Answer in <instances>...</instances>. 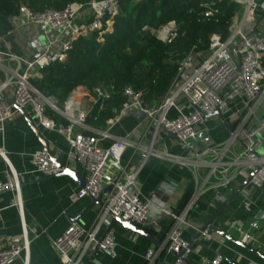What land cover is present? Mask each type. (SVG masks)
I'll return each mask as SVG.
<instances>
[{
	"label": "built area",
	"instance_id": "1",
	"mask_svg": "<svg viewBox=\"0 0 264 264\" xmlns=\"http://www.w3.org/2000/svg\"><path fill=\"white\" fill-rule=\"evenodd\" d=\"M214 1L221 0H207L208 3ZM232 1L242 3L243 11L238 15L235 10L231 16L229 35L223 39L220 34L212 33L205 54H193L181 60L176 72L177 85L171 87L158 104L144 106L141 91L126 90L127 101L112 120L116 121L132 111L140 112L152 128L150 143L145 146L128 136L114 137L108 129L88 132L86 109L76 110V116H73L59 104L61 101L43 95L30 83V78L39 76L43 68L63 59L77 36L109 26L110 16L117 11L118 0L89 1L85 8L90 20L81 25H76L79 11L83 8L79 3L39 13L21 7L19 14L11 18L15 24L40 25L68 35L61 41L58 51L45 50L35 58L0 51V71L5 74V79L0 81V91L3 90L8 98H13L17 106L25 108L27 112L29 110L38 128L52 130L64 136L68 144L67 164L72 166L77 163L85 172L84 185L77 189L76 198H95L103 192L101 201L104 206L99 209L93 227L87 229L77 222H70L52 240L53 250L60 264H82L84 258L94 251L115 256L112 233H98L100 226L109 220V213L121 220H130L139 227L156 215H168L171 222L165 233L164 249L178 257L174 264H183L181 258H186L191 251V243L183 237L181 228L185 224L188 209L208 189L214 190L222 203L224 198L217 190L229 187L238 175L257 167L262 161L256 153V138L264 130V43L254 22L256 12H264V0ZM206 13L209 14L210 11ZM158 35L163 40L173 37V22L169 23L168 32L160 30ZM2 40L3 36L0 35V42ZM194 57L199 58L197 64L192 62ZM9 62H16V67L11 68L7 64ZM90 96L93 105H97L100 110L110 98V90L107 87H96ZM230 102H238L241 107L231 113L234 124L227 137L221 142L208 143L197 149L193 147L191 144L199 140L204 132L207 117L212 116L216 109L221 112ZM257 109L260 110V115L251 124ZM49 111L61 116L64 122L56 121ZM16 112L18 110L12 104L0 101L1 139L4 122ZM220 122L226 125L223 119ZM159 131L174 134L184 154L176 155L154 149V140ZM104 140L108 143L102 146ZM0 149V156L6 159L5 150L2 147ZM127 149L139 151L140 155L123 164L122 156ZM150 157L190 166L194 179L201 177V184L189 196L181 211L172 213L166 210L158 192L143 196L135 190L137 176ZM29 160L32 171L42 176H50L59 171L43 150L31 152ZM202 168L205 173L200 176ZM18 186V176L13 170L9 168L0 171V192L12 191L17 197ZM16 199L20 208V201ZM224 226L226 231L233 230L240 235L242 241L250 243L251 236L241 224L226 220ZM250 226L256 227L257 222H252ZM30 233L33 236H28L24 230L22 234L10 238L6 246H0V264H10L22 254L26 255L32 238L38 234L34 228ZM203 235L205 239L210 238L206 231ZM154 256L151 249L145 253L149 264ZM221 259L216 254L207 262L219 264ZM203 261L206 262L205 259ZM23 264H27L26 257Z\"/></svg>",
	"mask_w": 264,
	"mask_h": 264
},
{
	"label": "crops",
	"instance_id": "2",
	"mask_svg": "<svg viewBox=\"0 0 264 264\" xmlns=\"http://www.w3.org/2000/svg\"><path fill=\"white\" fill-rule=\"evenodd\" d=\"M84 17L90 18L85 7L80 9L76 25L85 24L87 21H84ZM254 23L256 31L259 32L262 43H264V12H256ZM11 25V31L4 35L0 42V51L24 58H33L45 50L58 51L61 41L68 35L65 32L40 25L15 24L13 20ZM192 62L197 64L199 58L194 57ZM7 64L11 68L16 67V62ZM4 79L5 74L0 71V81ZM60 103L66 112L73 116H76V110L86 109L88 111L93 105L90 94L82 87L75 89L65 101ZM240 107L238 102H230L221 109V116L207 117L203 126L204 132L200 139L191 145L197 149L208 143L223 141L229 132L227 126L233 123L231 113L239 110ZM28 114L34 120L29 110ZM255 114L251 124L260 115V110L257 109ZM220 119H223L226 125H223ZM86 124L90 133L100 130L94 127L91 122L87 121ZM39 129L48 141L51 153L60 162L67 164L68 144L64 136L52 130H44L40 127ZM105 129H108V132L114 137L128 136L143 146L148 145L152 137L149 121L138 111H132L116 121H109ZM165 136L164 132H157L154 149L159 152L183 155L184 151L176 140ZM107 143L108 141L104 140L102 146ZM0 147L6 152V159L0 157V171L10 168L17 174L20 184L17 197L12 191L0 192V246H6L10 238L22 234L24 230L28 236H33L30 230L34 228L38 234L32 238L26 255L22 254L10 264H23L25 257L27 264H60L56 259L52 240L67 228L73 218H77L75 222L84 228L93 227L99 211L98 207L94 206L85 210L90 198H76L75 193L81 187L76 179L68 175L42 176L32 171L29 154L42 149L19 112L14 113L4 122ZM260 149L262 150L260 151ZM257 152H264V130L260 131L256 138ZM139 155V151L133 152L127 149L122 156V162L125 164L129 160L136 159ZM252 169L238 175L229 187L217 190L224 201L240 186ZM83 172L82 167L78 165V175L81 176ZM204 173L205 169L202 168L200 176H203ZM200 184L201 177H198L197 180L194 179L192 167L150 157L137 176L135 190H138L143 196H147L151 192H158L163 200V207L169 212L177 213L184 208L189 196ZM16 198L20 201V208L16 204ZM223 202H219L214 190L208 189L201 193L196 202L188 209L185 224L181 228L183 237L191 243V251L186 257L191 262H183V264H193L192 262L209 264L207 261L216 254L222 258L219 264H264V257L253 254L210 231H206L210 235L209 239H205L202 233L198 242L193 241L195 232L200 226L197 220L209 219ZM226 220L241 224L251 236V241L248 244L264 254V167L253 176L252 184L247 185L220 213L213 225L226 230L224 226ZM170 222L171 219L168 215H156L148 223L140 226L152 239L126 229L116 222L109 229L115 242V256L110 257L102 251H96L92 258L85 257L82 264H149L145 258V253L149 249L155 253L151 264H170L173 255L163 248L165 233ZM252 222H257V226L251 227ZM108 225L109 220L100 226L98 233L106 232ZM228 232L236 238H241L233 230Z\"/></svg>",
	"mask_w": 264,
	"mask_h": 264
},
{
	"label": "trees",
	"instance_id": "3",
	"mask_svg": "<svg viewBox=\"0 0 264 264\" xmlns=\"http://www.w3.org/2000/svg\"><path fill=\"white\" fill-rule=\"evenodd\" d=\"M89 1L0 0V35L11 31L10 18L18 15L21 7L39 13L71 3L85 7ZM235 7L232 0H118L109 26L77 36L65 57L43 68L30 83L43 95L61 102L78 87L89 94L96 87H107L110 98L104 107L98 110L93 105L85 117L86 122L103 130L127 101L126 90L141 91L144 106L158 104L174 85L181 60L205 54L212 33L223 39L229 35ZM170 22L175 35L163 40L159 31L168 32ZM48 113L64 122L59 115Z\"/></svg>",
	"mask_w": 264,
	"mask_h": 264
},
{
	"label": "water",
	"instance_id": "4",
	"mask_svg": "<svg viewBox=\"0 0 264 264\" xmlns=\"http://www.w3.org/2000/svg\"><path fill=\"white\" fill-rule=\"evenodd\" d=\"M37 56H34L33 58H35ZM0 101H6L10 104H12L17 110L18 112L24 117V119L26 120L28 126L30 127V129L32 130V132L34 133L35 137L37 138L38 142L41 145V149L46 152V154L53 160V162L56 164V166L58 167L59 171L53 175H68L71 178H74L77 180V182L79 183V185L82 187L84 185L85 182V172L82 173L81 176L78 175V164L74 163L73 167L66 164V163H62L60 162L52 153L51 150L49 148V143L48 141L43 137V135L40 132V129L36 126L34 120L31 118V116L28 114L27 110L25 108L19 107L14 103V99L13 98H8L5 94V92L3 90L0 91ZM211 115H217V116H221L220 110L216 109ZM234 124L231 123L230 125L227 126V128H229ZM166 138H172L175 139L174 134L170 133V132H166L165 134ZM257 156L262 160L259 165L252 169L249 174L247 175V177L244 179V181L240 184V186L234 190L231 195L229 196V198L227 200H225L223 202V204L212 214V216L207 219V220H197V223L200 225L194 235V242H198V238L202 235V233H204L205 231H210L212 233L218 234L219 236L225 238L226 240L240 246L241 248H244L245 250L256 254L258 256L264 257V254H262L259 250H257L256 248H253L250 244L245 243L244 241H242L240 238H236L234 237L231 233H229L228 231L219 228L215 225H213V222L216 218L219 217L220 213L223 212V210L238 196L239 193H241V191L249 184H252V179L253 176L261 169L264 167V152L261 153H257ZM67 170V171H66ZM20 186V184H19ZM18 186V187H19ZM103 192H101L97 197L95 198H90V202L88 204V206L86 207L85 210L92 208L94 206H97L98 209H100L101 207L104 206L103 202L101 201V195ZM77 220V218H73L71 221L75 222ZM119 223L122 227L129 229L135 233L141 234L143 236L149 237L148 234H146V232L144 230H142L139 226L134 225L130 220H121L120 218H118L117 216L113 215L112 213H109V225L107 227L106 231H109L111 225H113L114 223ZM152 239V238H150ZM163 248H166V244H164ZM95 254V251L92 252V254L90 255V258H92ZM173 255V260L170 264H174L177 260L178 257L174 254L171 253ZM181 260L183 262H191L190 260H188L187 258H181ZM193 264H198L196 262H192Z\"/></svg>",
	"mask_w": 264,
	"mask_h": 264
},
{
	"label": "rangeland",
	"instance_id": "5",
	"mask_svg": "<svg viewBox=\"0 0 264 264\" xmlns=\"http://www.w3.org/2000/svg\"><path fill=\"white\" fill-rule=\"evenodd\" d=\"M235 10H236V12H237V14L238 15H240L241 13H242V11H243V4L242 3H236V7H235ZM84 21H89L88 20V18L87 17H84ZM10 22L12 23V19H10ZM87 23V22H86ZM7 76H9V75H7ZM177 82H178V79H176V81H175V83H174V85L172 86V87H175L176 85H177ZM59 104H61L60 102H59ZM57 121V120H56ZM160 137H161V134H160ZM262 149H260V151H261ZM258 153V152H257ZM1 157V156H0ZM2 158V157H1Z\"/></svg>",
	"mask_w": 264,
	"mask_h": 264
},
{
	"label": "bare ground",
	"instance_id": "6",
	"mask_svg": "<svg viewBox=\"0 0 264 264\" xmlns=\"http://www.w3.org/2000/svg\"><path fill=\"white\" fill-rule=\"evenodd\" d=\"M0 153H1V149H0ZM4 157H6V155H4Z\"/></svg>",
	"mask_w": 264,
	"mask_h": 264
},
{
	"label": "snow or ice",
	"instance_id": "7",
	"mask_svg": "<svg viewBox=\"0 0 264 264\" xmlns=\"http://www.w3.org/2000/svg\"><path fill=\"white\" fill-rule=\"evenodd\" d=\"M67 171V170H66Z\"/></svg>",
	"mask_w": 264,
	"mask_h": 264
}]
</instances>
